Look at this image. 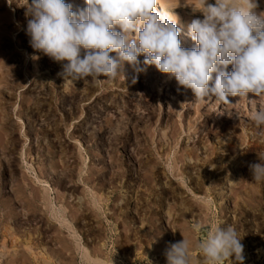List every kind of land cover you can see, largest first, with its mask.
<instances>
[{"label":"rangeland","instance_id":"obj_1","mask_svg":"<svg viewBox=\"0 0 264 264\" xmlns=\"http://www.w3.org/2000/svg\"><path fill=\"white\" fill-rule=\"evenodd\" d=\"M257 2L264 12V0ZM26 4L0 0V264H167L168 245L183 236L192 264H203L195 244L206 231H195L197 222L235 227L244 264H264V182L249 168L264 153V126L250 118L264 101L249 93L252 103L196 102L154 65L132 83L126 65V79L104 82L99 100L73 107L50 95L66 90L62 77L57 87L32 81L37 51L17 66L31 48L22 34L31 19ZM158 6L186 26L204 18L192 9L199 0ZM49 64L61 65L50 59L44 72ZM94 107L98 113H87ZM35 176L68 223L48 220Z\"/></svg>","mask_w":264,"mask_h":264},{"label":"clouds","instance_id":"obj_2","mask_svg":"<svg viewBox=\"0 0 264 264\" xmlns=\"http://www.w3.org/2000/svg\"><path fill=\"white\" fill-rule=\"evenodd\" d=\"M84 2L86 7L76 10L65 0H27L25 6V15L31 17L26 29L31 47L61 63L58 75L64 80L102 84L126 79L128 65L136 74L135 83L139 73L154 65L178 86L190 89L196 102L214 97L231 105L228 98L239 97L252 103L256 99H249V93L264 101V12L257 13V0H199L200 8L192 9L204 18L187 24L195 42L190 48L181 44L177 21L157 10L159 0ZM102 75L107 79H100ZM250 118L258 128L264 126V102L253 107ZM258 157L261 162L249 168L253 181L264 182V153ZM193 228L206 231L195 244L203 264H244L243 236L235 227L205 229L197 222ZM191 247L184 236L170 243L167 264H192Z\"/></svg>","mask_w":264,"mask_h":264},{"label":"bare ground","instance_id":"obj_3","mask_svg":"<svg viewBox=\"0 0 264 264\" xmlns=\"http://www.w3.org/2000/svg\"><path fill=\"white\" fill-rule=\"evenodd\" d=\"M157 10H161L160 7L157 5ZM163 10V9H162ZM165 11V10H164ZM168 13V12H167ZM169 14V13H168ZM169 16L177 21V27L178 29H180V40H181V44L183 47H187V44L189 42H191V38L188 36V28L187 26L182 23L181 21H179L178 19H176L172 14H169ZM16 22H20L18 19H16ZM26 29H23L22 34H26ZM19 41V40H18ZM27 41V40H26ZM21 46V45H20ZM30 46V45H29ZM19 47V46H18ZM6 49V48H5ZM24 52L27 51V53H24V57L21 58V61L19 63V65L17 64V66H20L21 68H25L26 66V59L30 56V54H32L31 52H36V50H34L32 47L28 48V46H25ZM37 58H33L36 59V62H33V67L34 71H33V76L31 74V76L33 77V82L36 83L39 87L43 88L45 87V85H53L55 87H57L58 85H60V81L61 79H57L60 78L61 76L58 75L59 72L62 71V66L59 64H53V66L49 64L50 71L48 72H44V70L46 69L45 67V63H47L48 60H50V58L48 56H46L45 54H43V52H39L37 51ZM36 57V56H35ZM34 61V60H33ZM32 64V63H31ZM28 70V69H27ZM33 70V69H32ZM47 70V69H46ZM28 72V71H27ZM44 72V73H42ZM31 73V72H30ZM29 73V74H30ZM47 73V74H46ZM28 74V75H29ZM30 78V76H27ZM31 77V78H32ZM104 77V76H103ZM30 78V79H31ZM88 79V78H87ZM101 79V77H100ZM103 79V78H102ZM106 79V78H105ZM90 80V77H89ZM62 81H64L65 85H63L65 87V91L62 92L61 94L53 92L50 93V95L52 97H59V98H63V99H67L74 107V104L77 102H85V101H95V100H99V98H97L98 96L101 95V93L99 91H101L103 83L102 84H93V83H89V82H84V80H78V81H72L70 79L64 80L62 79ZM61 81V82H62ZM29 82V81H28ZM63 83V84H64ZM89 84V85H88ZM101 85V86H100ZM87 86V87H86ZM48 94V93H47ZM46 96V95H45ZM48 96V97H51ZM114 98V97H113ZM101 99V98H100ZM103 100V99H102ZM253 107V106H252ZM95 108V107H94ZM91 110V111H90ZM87 111V113H98L99 110L98 108L95 109H90ZM123 115V113H122ZM126 116V115H125ZM123 118V117H122ZM112 126V125H111ZM122 127V126H121ZM124 128V127H123ZM119 129V128H118ZM190 155V154H189ZM187 154V156H189ZM192 155V152H191ZM192 156H190L189 158L191 159ZM196 157V156H195ZM188 158V159H189ZM189 159V160H190ZM194 159V157H193ZM242 163V162H241ZM188 165V164H187ZM190 165V164H189ZM89 168V167H88ZM123 170V169H122ZM35 183L38 186H42L43 187V194L40 195L39 199L42 201V203L44 204V207L46 208V213L49 215L48 220L51 218L54 221L58 222L60 225L64 224L66 221L65 218H63V216L60 214L59 209L56 206V200L55 198L52 197V195H50V187L48 186V184L41 182V180H39L36 176H35ZM196 181V180H195ZM202 182V181H201ZM200 182V183H201ZM196 183V182H195ZM199 184V183H198ZM201 186V184H200ZM199 187V186H198ZM218 188V187H217ZM42 189V188H41ZM200 189V188H199ZM214 192V191H213ZM220 194V192H219ZM37 198V197H36ZM35 198V199H36ZM224 199V198H223ZM39 201V200H38ZM93 201V200H92ZM44 211V210H43ZM46 215V214H45ZM74 215V214H73ZM77 217V216H76ZM80 218V217H79ZM50 221V220H49ZM51 222V221H50ZM68 223V222H67ZM69 225V224H68ZM30 247V246H29ZM29 250H31V248H28ZM98 261V260H97ZM102 262V261H101Z\"/></svg>","mask_w":264,"mask_h":264}]
</instances>
